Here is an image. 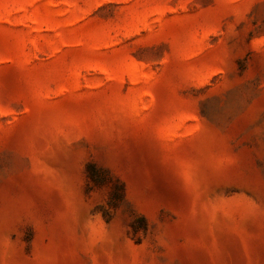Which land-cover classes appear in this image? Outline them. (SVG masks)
Masks as SVG:
<instances>
[{
    "label": "rangeland",
    "instance_id": "1",
    "mask_svg": "<svg viewBox=\"0 0 264 264\" xmlns=\"http://www.w3.org/2000/svg\"><path fill=\"white\" fill-rule=\"evenodd\" d=\"M0 264H264V0H0Z\"/></svg>",
    "mask_w": 264,
    "mask_h": 264
}]
</instances>
